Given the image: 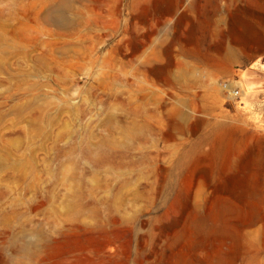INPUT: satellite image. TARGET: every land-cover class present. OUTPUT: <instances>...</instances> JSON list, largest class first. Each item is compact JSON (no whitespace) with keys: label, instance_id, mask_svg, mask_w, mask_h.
Here are the masks:
<instances>
[{"label":"rangeland","instance_id":"obj_1","mask_svg":"<svg viewBox=\"0 0 264 264\" xmlns=\"http://www.w3.org/2000/svg\"><path fill=\"white\" fill-rule=\"evenodd\" d=\"M40 1L0 0V264H264V0Z\"/></svg>","mask_w":264,"mask_h":264},{"label":"bare ground","instance_id":"obj_2","mask_svg":"<svg viewBox=\"0 0 264 264\" xmlns=\"http://www.w3.org/2000/svg\"><path fill=\"white\" fill-rule=\"evenodd\" d=\"M41 1H43L45 3V5L47 4L46 10L44 12H42V14L40 15V17L43 21H45L47 23H53V24L59 25L62 28L68 27L70 24H72L71 22L68 21V19L66 18V16L64 15V13L61 10L62 6H66L65 4H67L66 1H68V0H41ZM10 6L13 7L14 5L13 6L10 5ZM169 11L171 12V14H174L175 12H177L176 6L174 4H172ZM6 27L7 26L4 25V23L0 22V57H1V55L9 52L11 49L24 50V48L26 47L25 41L23 42L22 40H17V38H14V37L9 38L7 36V33H6V31L8 32V30H6ZM38 116H39V114H38ZM34 245H35V243L33 241H25L24 243L21 244L20 248L24 254L29 255V254H32V252H33L32 249H33Z\"/></svg>","mask_w":264,"mask_h":264},{"label":"built area","instance_id":"obj_3","mask_svg":"<svg viewBox=\"0 0 264 264\" xmlns=\"http://www.w3.org/2000/svg\"><path fill=\"white\" fill-rule=\"evenodd\" d=\"M227 84L226 83H224V86H226ZM230 93L233 95V96H235V97H237V96H239V89H237V88H234V89H231L230 90Z\"/></svg>","mask_w":264,"mask_h":264},{"label":"crops","instance_id":"obj_4","mask_svg":"<svg viewBox=\"0 0 264 264\" xmlns=\"http://www.w3.org/2000/svg\"><path fill=\"white\" fill-rule=\"evenodd\" d=\"M258 36H260V35H258ZM256 38L258 39V37H256ZM263 40H264V39H263ZM246 46H247V45H246ZM249 47H250V48H252V46H251V45H249ZM260 48H261V47H260ZM260 48H259V49H260Z\"/></svg>","mask_w":264,"mask_h":264}]
</instances>
